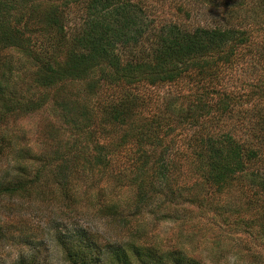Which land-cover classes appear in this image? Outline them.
Instances as JSON below:
<instances>
[{
    "label": "trees",
    "instance_id": "1",
    "mask_svg": "<svg viewBox=\"0 0 264 264\" xmlns=\"http://www.w3.org/2000/svg\"><path fill=\"white\" fill-rule=\"evenodd\" d=\"M33 3L0 0V119L34 113L48 101L55 105L53 111H57L65 129H52L50 122L44 138L53 141L51 146L64 148L56 146L48 151L47 160L33 173L30 164L41 153L22 144L19 135H13L10 129L0 128V159L5 163L9 159L15 171L0 182V196H14L26 203L54 202L68 218H76L80 200L86 203L89 189L97 186L95 180H108L109 168H116L111 189L107 192L106 187L101 188L94 195L97 212L117 226L114 245L99 243L85 227L67 232L66 238L58 231L56 244L61 246L66 264H200L198 258L186 257L179 244L169 245L158 237L154 225L149 227L148 222L140 221L138 214L157 193L173 199L175 208L181 197L198 209L207 211L213 206L215 211H221V204L213 199L221 201L231 180L244 173L257 157L258 149L236 139L223 127L222 119L235 102L234 97L223 92L224 70L234 66L239 50L250 49V37L241 27H187L176 21L163 22L153 27L156 43L150 58L135 53L126 57L116 48L137 47L149 29L139 4L130 0ZM72 12L80 14L81 25L67 38L65 18ZM50 37L54 40L50 41ZM66 39L70 42L65 45ZM12 51H18L19 56ZM25 58L36 64L31 75L33 84L24 79L28 72L20 65L25 66ZM97 67L108 71L111 82L122 85L117 96L109 94L107 100L94 105L86 101L93 81L83 85V98L79 92L80 84ZM141 79L149 85L184 80L186 94L193 92V99L175 108L172 103L177 97L171 98L147 123L143 120L137 124L133 116L144 106L136 85ZM75 84L79 88L75 89ZM259 123H264L263 115ZM176 125L187 129L180 152L163 143ZM67 129L68 139L57 143L54 134ZM186 149L191 151L190 159H195L191 162L195 168H188L196 175L192 183L186 182V169L173 157V153L186 154ZM122 158V164H116ZM125 174H132L128 184L135 191L128 198L129 205L121 208L117 193L125 190ZM80 181H84L82 185ZM260 184L264 189V178ZM164 215L173 219L167 212ZM215 215L221 216L224 223L227 214ZM240 219L237 216L234 223L239 225ZM16 261L36 264L35 257L19 256Z\"/></svg>",
    "mask_w": 264,
    "mask_h": 264
},
{
    "label": "rangeland",
    "instance_id": "2",
    "mask_svg": "<svg viewBox=\"0 0 264 264\" xmlns=\"http://www.w3.org/2000/svg\"><path fill=\"white\" fill-rule=\"evenodd\" d=\"M37 1L33 0V6L37 4ZM130 1L142 7L143 20L149 24V29L143 34L137 47L116 48V51H120L126 57L135 53L138 56L142 54L144 59L150 58L156 43V31L153 27H159L163 22L176 21L187 27L194 25L241 27L245 34H248L251 41L250 49L239 50L234 66L226 67L224 70L223 92L232 99L234 97L235 102H233L231 111L222 119L223 127L229 129L236 139L243 140L247 147L254 145L258 149L257 157L249 162L246 171L231 180L222 200L213 199V202L221 204V211H215L213 206L207 211L198 209L181 197L177 200V208H175V205H172L173 199L165 198L164 195L157 193L152 194V202L147 203L141 213L139 212V220L148 222L149 227L154 225L153 231L158 234V237L169 245L179 244L185 249L186 257L198 258L200 264H264V189L260 188L261 180L264 178V123H259L260 116L263 115L264 118V0ZM178 6L183 10L179 11ZM65 22L66 36L70 38L72 34L78 32L77 28L81 25L80 14L72 12L66 16ZM51 40L53 41L54 38L50 37ZM68 42L70 40L66 39L65 45ZM39 44L38 42L36 46ZM12 53L15 57L19 56L18 51H12ZM25 61V66H20L23 70L26 68L28 72V75L24 77L25 82L28 83L31 81L36 64L32 63L29 58H25ZM19 72L27 74L23 71ZM90 80L94 83L86 101L93 102L94 105L107 100L109 94L117 96L118 88L122 85L111 82L108 71H101L97 67L90 72L84 84H80L81 98L85 95L82 87L83 85L85 87ZM26 83L25 86H27ZM77 85H73L76 86L75 89L79 88ZM136 85H138L137 91L144 105L139 108V113L133 116L137 124L143 120L149 121L171 98L177 97L172 105L179 108L184 106L186 100L193 99L194 96L193 92L186 94L188 89L184 80L176 84L149 85L145 79H141ZM53 108L55 109V105L46 101L42 108L34 113L15 114L14 118L0 119L1 129H10L13 135L15 133L19 135L22 144L28 145L34 153H41L39 159L30 164V170L33 173L37 166H42L43 161L47 160L48 151L56 146L64 148V145L51 146L50 143L53 141L44 138L45 127L50 122L53 124L52 129L57 127L65 129L61 117L57 116V111H53ZM186 109L187 106L183 111ZM96 123L99 124V119H96ZM186 131L187 129H180L179 125L174 126L163 143L170 144L172 148H177L180 152L184 149L182 139ZM55 135L56 142L61 144L68 139L70 134L67 129L62 132L58 130ZM256 138H260L261 141ZM173 157H177L175 160L186 169V182H195L196 175H192L189 171L192 169L188 170L191 167L195 168L191 163L195 162V159H190L191 151L186 149V154L182 156L173 153ZM122 161L123 158L116 161V164H122ZM125 165L123 164L124 167ZM10 166L9 159L7 163L0 159V182L15 173ZM109 171L108 180L105 178L95 180L94 184L97 186L89 189L86 203L80 200L81 210L75 215L76 218H68V215L61 212L54 202L37 203L31 200L26 203L14 196H0V264H16L19 256L27 259L35 257L36 264H66L65 254L61 246L56 244L58 231L66 238L68 233L78 232L80 228L85 227L88 232L97 236L99 243L103 241L107 245H114L113 239H117L114 236L117 226L100 215L94 205V195L98 190L106 187L105 191L108 192L112 181L116 180L113 176L117 172L116 168L111 167ZM123 178L126 181L123 187L125 190H118L117 193L121 208L129 205L128 198L130 200L129 196H132L135 191L134 186L129 187L128 184L132 180V174H125ZM80 182L82 185L84 181ZM164 212L171 214L168 216L173 219L165 218ZM217 213L227 214L225 224L221 216L215 215ZM237 216L242 217L239 225L234 223ZM133 263L138 264L137 261Z\"/></svg>",
    "mask_w": 264,
    "mask_h": 264
}]
</instances>
